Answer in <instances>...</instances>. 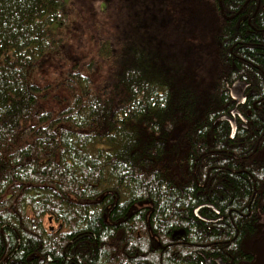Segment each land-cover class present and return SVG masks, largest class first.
<instances>
[{
	"label": "trees",
	"instance_id": "obj_1",
	"mask_svg": "<svg viewBox=\"0 0 264 264\" xmlns=\"http://www.w3.org/2000/svg\"><path fill=\"white\" fill-rule=\"evenodd\" d=\"M220 1L0 0V238L66 264L226 254L194 208L245 211L259 173L212 151L238 42Z\"/></svg>",
	"mask_w": 264,
	"mask_h": 264
},
{
	"label": "flooded vegetation",
	"instance_id": "obj_2",
	"mask_svg": "<svg viewBox=\"0 0 264 264\" xmlns=\"http://www.w3.org/2000/svg\"><path fill=\"white\" fill-rule=\"evenodd\" d=\"M221 4L228 11L224 19L232 30V37L238 39L230 48L235 63V72L231 80H225L230 102L215 114L214 127L224 132L220 148L212 151H222L229 156V163L234 160L240 170L248 172L255 169L259 177H253L252 195L248 208L239 210L240 199L234 200L222 196L215 202H202L194 208L197 221L206 223L210 235L215 232L225 237L226 254L211 255V252H198L202 264H232L230 259H245L239 264H263L264 259V0H224ZM246 53H254L255 59H249ZM241 84L240 102L231 95L230 87L235 83ZM237 109L236 112H233ZM235 124L233 136L232 125ZM227 168L228 163L226 162ZM207 186L204 183L203 187ZM211 193L223 186L210 185ZM226 191V190H225ZM249 192V191H248ZM228 194V189L226 191ZM244 204V203H243ZM235 217L240 218L238 221ZM35 226V225H34ZM49 232L54 227L46 225ZM25 236V238H24ZM14 233L7 237L1 233L0 264H66L71 260L66 250L63 253L41 248L38 240L28 235ZM239 237L236 249H233L235 238ZM259 239V240H258ZM258 242V243H257ZM245 247V249H244ZM211 248V247H210ZM239 249V252L235 251ZM233 254V255H232ZM245 254V255H244ZM261 259V260H259Z\"/></svg>",
	"mask_w": 264,
	"mask_h": 264
},
{
	"label": "water",
	"instance_id": "obj_3",
	"mask_svg": "<svg viewBox=\"0 0 264 264\" xmlns=\"http://www.w3.org/2000/svg\"><path fill=\"white\" fill-rule=\"evenodd\" d=\"M230 91H231V95L233 96V98L238 100V103L240 102V97H241V84L240 82H235L231 87H230ZM237 109H235L233 112H236ZM235 124L233 123L232 125V133L231 136H233L234 132H235ZM206 264H210V261H206Z\"/></svg>",
	"mask_w": 264,
	"mask_h": 264
},
{
	"label": "rangeland",
	"instance_id": "obj_4",
	"mask_svg": "<svg viewBox=\"0 0 264 264\" xmlns=\"http://www.w3.org/2000/svg\"><path fill=\"white\" fill-rule=\"evenodd\" d=\"M259 240V239H258ZM258 243V242H257ZM259 260H261V259H259ZM262 263L264 264V259H262Z\"/></svg>",
	"mask_w": 264,
	"mask_h": 264
}]
</instances>
